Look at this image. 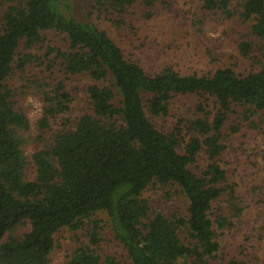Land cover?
<instances>
[{"label": "trees", "instance_id": "16d2710c", "mask_svg": "<svg viewBox=\"0 0 264 264\" xmlns=\"http://www.w3.org/2000/svg\"><path fill=\"white\" fill-rule=\"evenodd\" d=\"M139 2L152 19L154 0H0L5 12L0 26V264H49L55 235L64 228L78 230L98 213L107 214L130 264H218L212 207L228 190L234 198L219 161L226 149L224 130L236 106L245 108L246 120L263 116L264 124V69L238 74L225 67L202 75L172 66L148 71L127 59L92 21L95 13H104L118 29ZM238 2L241 18L252 23V36L264 41V0ZM201 3L206 13L233 15L232 0ZM51 30L67 40L66 50L56 56L65 76H87L94 84L87 89L89 107L74 126L64 124L48 148L28 155L24 132L30 129L29 118L13 100L8 81L19 50L32 49ZM239 51L247 57L252 46L241 43ZM31 58L24 56L17 68L24 70ZM45 85H35L44 101L42 129L72 103L62 82L55 90ZM193 95L213 100L216 112L209 119L206 104L197 107L207 118L194 122L197 135L182 148L180 126L161 131L148 114L166 116L174 97ZM201 151L209 160L202 171L196 165ZM153 183L180 187L188 215L152 214L143 193ZM233 206L239 215L242 211ZM99 223L93 221L89 244L77 248L66 264H102L96 250L102 239ZM216 224L229 225L224 217ZM105 264L116 262L107 258Z\"/></svg>", "mask_w": 264, "mask_h": 264}, {"label": "rangeland", "instance_id": "374dc122", "mask_svg": "<svg viewBox=\"0 0 264 264\" xmlns=\"http://www.w3.org/2000/svg\"><path fill=\"white\" fill-rule=\"evenodd\" d=\"M82 1V0H80ZM152 19L146 17L144 2H139L123 17V25L116 29L104 13H95L92 21L123 49L127 59L140 62L148 71L172 66L183 74H212L219 68L230 67L238 74H247L264 69V41L252 36V23L241 18L238 0H232L233 15L228 18L221 13H206L201 0H154ZM4 8H0V26ZM113 18V17H112ZM114 19V18H113ZM202 22H204L202 24ZM42 42L32 49L24 46L14 63V71L8 81L13 100L29 118L30 129L24 132L25 151L28 155L46 149L55 133L64 125L74 126L85 113L88 105L87 89L94 82L87 76L67 78L64 74L57 51H65L67 40L56 31L42 34ZM252 46L251 53L240 54L241 43ZM31 55V61L19 70L17 64L24 56ZM45 82L47 89H57L63 83L71 94L72 103L66 114L50 120V127L42 129L39 120L44 117L42 95L39 97L38 82ZM46 89V88H45ZM26 91L27 93H24ZM206 104L213 118L214 101L207 103L196 95L176 96L170 102L166 116L148 118L154 126L164 132H172L177 126L182 129L184 148L193 135L194 122L207 118L198 112L200 104ZM225 127L226 149L220 157V165L226 170L225 185L234 188L213 204L212 218L216 239L220 243L218 264H264V124L263 116L245 119V108L236 106ZM255 121V125L251 123ZM184 153V149L181 151ZM209 163L205 151L197 156L196 165L200 171ZM224 185V186H225ZM152 214L187 216L188 200L177 185L151 184L143 193ZM242 212L235 214L234 206ZM224 217L229 225L220 228L216 219ZM102 227L101 242L96 250L105 264L113 258L116 264H130L128 254L115 238L106 213H98L84 219L78 230L64 228L54 237V250L49 264H66L72 253L80 246L89 244L88 234L93 221ZM23 228L21 229V232Z\"/></svg>", "mask_w": 264, "mask_h": 264}]
</instances>
